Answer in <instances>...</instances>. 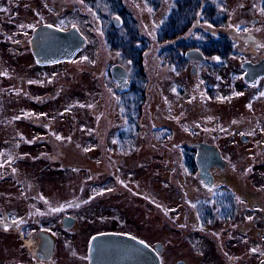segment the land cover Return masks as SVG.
Instances as JSON below:
<instances>
[{
  "label": "rangeland",
  "instance_id": "1",
  "mask_svg": "<svg viewBox=\"0 0 264 264\" xmlns=\"http://www.w3.org/2000/svg\"><path fill=\"white\" fill-rule=\"evenodd\" d=\"M111 3L96 0L90 10L79 0H0V219L110 216L116 214V205H124L130 217L150 222L163 213L166 217H193L196 211L190 212L189 202H197L191 200L231 189L233 184L221 181L216 189L207 188L197 176L184 175V162L173 157L192 138L207 136L230 159V169L243 170L246 190L259 188L264 193V96L260 95L264 80L248 87L241 77L242 61L249 53L254 55L252 50L236 48L225 58L204 62L193 74L191 64L180 70L152 56L154 44L150 58L144 53L142 59L150 102L139 114L132 108L124 110L122 100L140 101L142 97L136 91L119 98L113 91L111 66L128 65L104 43L102 27L111 22ZM123 3L140 36L145 39L149 32L150 41L156 43L158 11L147 10L146 0L119 2ZM259 17L254 29L261 36L264 19ZM234 20L239 21L238 17ZM41 23L63 29L75 25L87 42L73 59L41 65L30 47L32 31ZM258 50L256 56L264 55V49ZM130 74L141 86L134 71ZM205 82L211 87L208 92ZM136 121L142 122L138 129ZM153 124L165 126L164 144L156 140L154 147L163 146L166 158L151 156ZM243 134L249 136L248 141L242 140ZM223 177L221 174L219 179ZM245 199L236 205L237 213L244 216L246 232L236 253H244L240 264H258L264 259V197L258 200L246 194ZM184 201L188 209L179 212ZM204 225L200 231L221 232L224 228ZM165 227L172 232L170 225ZM156 232L150 225L147 233L151 239L160 235ZM3 238L9 248L17 239L13 234ZM3 243L0 235V248ZM183 243L176 249H189ZM192 250L179 254L198 263Z\"/></svg>",
  "mask_w": 264,
  "mask_h": 264
},
{
  "label": "flooded vegetation",
  "instance_id": "2",
  "mask_svg": "<svg viewBox=\"0 0 264 264\" xmlns=\"http://www.w3.org/2000/svg\"><path fill=\"white\" fill-rule=\"evenodd\" d=\"M79 1L87 8L84 0ZM146 3L147 10L151 12L156 9L159 13L156 22L154 21L157 30L156 34H158L156 43L150 41L149 32L147 36L145 35L147 41H144V43L146 42V44L140 41L144 45V53L148 58H150V51L154 44H156V48L152 52V56L156 55L162 62H164V54L167 48H174L180 54H182V49L184 48L183 54L186 64H191L192 67L196 66V73L198 67H201L204 62L214 60V56H209L204 52L205 49L211 47L228 49L230 54L235 52L236 48L252 50L254 55L249 53L250 56H245L246 58L242 61V65L246 61L259 62L264 59V55H255V53H258V49H264V33L260 36L258 32L261 31L254 29L261 20L259 15L264 19V11L261 10L264 9V0H146ZM89 8L91 10L93 6H89ZM127 9L124 3L116 6L111 3L109 8L112 17L111 21L118 28L120 27L122 34H124L126 27H134L137 30L135 21L132 19L133 16L129 14ZM109 12L107 10V13H104L105 18H108ZM235 17H238V22L234 20ZM245 19L248 20V24L244 23ZM104 21L107 22V19ZM171 23L175 24L176 29L180 28V34L172 40H165L164 30ZM124 24L125 26H123ZM107 28L108 26L102 27L103 36ZM137 32L138 37L143 39L140 36V32ZM161 34L163 36L159 37ZM196 35L199 36L197 37ZM189 49L201 50L204 57L202 59H188L186 51ZM215 57L221 59L219 55H215ZM125 67L128 70V80L131 83L129 94L139 91L137 93L141 94V108H143L148 101L150 102L148 74H143L142 89H133L134 79L130 76L127 66ZM244 72L245 69L243 68V73L241 74L243 80ZM109 77L112 82L114 79L111 73ZM263 80L264 75L255 84L247 83L245 80L244 84L248 87L257 86ZM114 82L116 91L117 82L115 80ZM210 88V85L205 82V91L208 92ZM124 93L121 94L124 95ZM138 125H142V122L137 123V129ZM156 129L161 131H156ZM152 132L154 140L150 146L151 156L166 158L163 146L157 149L154 147L156 140L160 144L165 140V126L153 124ZM248 140L249 138L244 141ZM197 142L216 144L218 146L217 142L208 136L192 138L190 144H185L180 152L173 156L184 162V175L191 178L197 176L203 186L211 189H216L221 184V181H228L233 184H231V189L211 191L208 196L201 195L195 198L196 201L191 200L193 203L197 202V205L189 202V210L193 212L192 210L195 209V216L166 217L163 213V216L159 217L158 220L150 222V219L147 218L135 219L130 217L124 205H116L113 212L116 214L110 216L74 217V224L68 226L65 225V217L70 214L62 217L29 215L13 218L6 216L0 219V221H3V223H0L1 241L2 243L4 241L3 235L6 237L13 234L17 239L11 248H9V243L7 242L1 244L0 264H91L93 261V251L91 249L93 238L107 234L117 238L116 243H114L115 249L97 250L96 254H110L112 252L120 255L126 254V256L135 254L132 244L128 243L130 238H135L151 247L157 253L159 257L158 264H240L239 260H244V253H236V251L243 244L246 232L242 220L244 216L242 217L240 212L237 213L236 205L239 199L246 200V194L252 199L258 198L260 200L263 199L264 193L262 192L261 194L259 188L252 192L246 190L244 180L242 181V175L244 174L241 171L243 170L235 166L230 169L229 167H232L231 161L223 156L219 146L218 148L222 157L226 160V164L223 168L214 165L211 167L214 181L213 185H207L199 175ZM127 174L130 175L131 172ZM221 174L224 175L222 180L219 179ZM119 188L121 189V187ZM120 196H122V191H120ZM184 202L186 203V201ZM262 208V215L264 216V207L262 206ZM187 209L188 205L186 203V205H181L179 212ZM174 211L177 212L178 210L175 209ZM166 223L172 227L170 228L172 232H166ZM213 223L224 225V228L221 229V232L209 229L208 226ZM204 224H206L209 231H200L205 227ZM150 225L157 230L156 233L160 234L157 238L151 239L149 237L147 232ZM196 225H200L201 229H198ZM258 233L261 234L260 231ZM181 241L189 249H176V246H179ZM139 245L143 247V244L139 243ZM191 247L193 248L192 251L200 259V261H197L198 263H195L186 254H179L181 251L187 252ZM136 252L137 255L143 254L142 250H136ZM96 259V264H111L114 261L118 262L116 264H125L124 262L128 260L126 257L112 259L110 257L97 256ZM131 260L133 262V258ZM143 260L142 255L137 262H142ZM262 262H264V259H261L258 264Z\"/></svg>",
  "mask_w": 264,
  "mask_h": 264
},
{
  "label": "water",
  "instance_id": "3",
  "mask_svg": "<svg viewBox=\"0 0 264 264\" xmlns=\"http://www.w3.org/2000/svg\"><path fill=\"white\" fill-rule=\"evenodd\" d=\"M86 42V36L77 26H71L69 28L63 29L52 23H41L36 25L30 37L31 51L37 63L41 65H48L73 59L76 54L84 47ZM186 57L188 59H202L204 55L199 49H189L186 51ZM242 66L245 69L243 78L247 83L255 84L258 82L260 77L264 75V59L260 60L259 62L246 61ZM191 72L193 74L196 73V66L191 68ZM110 73L112 78L117 82L116 91L118 93H124L130 90L131 83L128 80V70L125 66L116 63L111 66ZM241 138L243 140H247L249 137L243 134ZM196 144L198 145L197 159L200 170L199 175L207 185H213L214 177L211 172V167L214 165L223 168L225 167L226 160L222 157L216 144L205 142H197ZM65 219V225L67 226L72 225L75 222V218L72 215H67ZM116 239L117 238L110 234L94 237L91 244V249L93 251V261L91 264H96V256L103 258L110 257L112 259H117V257H126L128 260L124 262L125 264L159 263V257L157 253L153 251L151 247L135 238H130V240H128V243L132 244L135 254H130V256H126V254L120 255L116 252H112L110 254H96V251L101 249L109 248L114 250V243H116ZM139 243L143 244V247H140ZM136 250H142V255L144 258L142 262H137L139 257H142V255H137ZM151 253L155 255H152ZM132 258L133 262L131 260ZM116 263L118 262L114 261L111 264ZM261 264H264V262Z\"/></svg>",
  "mask_w": 264,
  "mask_h": 264
},
{
  "label": "trees",
  "instance_id": "4",
  "mask_svg": "<svg viewBox=\"0 0 264 264\" xmlns=\"http://www.w3.org/2000/svg\"><path fill=\"white\" fill-rule=\"evenodd\" d=\"M95 1L96 0H84V2L91 7L94 5ZM120 1L121 0H112V4L115 6L120 5L119 4ZM123 26H125V24ZM119 28L112 21L110 22L108 28L104 32L105 45L109 50L123 56V58L127 62V65L129 66V67L127 66L129 72L133 73L134 71V75L137 78V81L138 80L142 81L143 74L145 73L142 62L143 54H144V45H143L144 40L138 37V32L137 30H135L134 27L133 28L126 27L124 34H122ZM179 29L180 28L176 29L175 24L171 23L170 25H167L164 30V39L172 40L173 38H175L177 35L180 34ZM162 36L163 34H161L159 37ZM140 41L143 43H140ZM228 51H229L228 49H224L222 47H213V48L211 47L204 50V52L209 56L219 55L221 58H225L229 56L230 53H228ZM183 52H184V48L182 49V54L177 53L176 49L174 48L172 49L167 48L166 53L164 54V58H165L163 59L164 63L166 62L167 64H169V66L174 65L181 70L186 65V59L184 57ZM132 88L139 90L141 88V86L137 85L135 79ZM113 91H115V89ZM126 94L129 95V91L126 92L124 95H122L121 93H119L118 95L119 98H121V96L123 98V96H125ZM122 106L124 110H128L129 108H132L133 112L136 111L134 113L139 114L141 112L142 99L138 101L135 98V101H133V98L127 97L124 100H122ZM138 116L139 115H137V117Z\"/></svg>",
  "mask_w": 264,
  "mask_h": 264
},
{
  "label": "snow or ice",
  "instance_id": "5",
  "mask_svg": "<svg viewBox=\"0 0 264 264\" xmlns=\"http://www.w3.org/2000/svg\"><path fill=\"white\" fill-rule=\"evenodd\" d=\"M262 11H264V9H261ZM73 27H76L75 25H73ZM239 30V29H238ZM84 59L86 60L87 59V57H84ZM214 59H217V60H219L220 58L219 57H214ZM30 83H31V81H30ZM236 95L237 96H239V95H243V93H236ZM260 95L261 96H264V92H262V93H260ZM218 99H221V100H224V99H231L230 97H219ZM248 107H251V105L249 104L248 105ZM27 115V114H26ZM234 123H235V121H234ZM58 139H61V137H57ZM102 194V193H101ZM69 206H71V205H69ZM78 206V205H77ZM55 210H61V209H54V211ZM0 223H3V221H0ZM13 223H15V221H13ZM6 228H7V226H5ZM252 251L253 252H255L256 251V249H252Z\"/></svg>",
  "mask_w": 264,
  "mask_h": 264
}]
</instances>
